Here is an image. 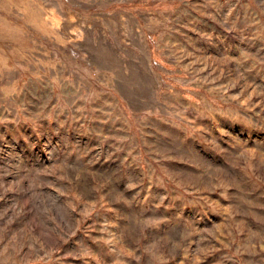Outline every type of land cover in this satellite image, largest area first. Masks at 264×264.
Segmentation results:
<instances>
[{"label": "rangeland", "instance_id": "1", "mask_svg": "<svg viewBox=\"0 0 264 264\" xmlns=\"http://www.w3.org/2000/svg\"><path fill=\"white\" fill-rule=\"evenodd\" d=\"M0 264H264V0H0Z\"/></svg>", "mask_w": 264, "mask_h": 264}]
</instances>
